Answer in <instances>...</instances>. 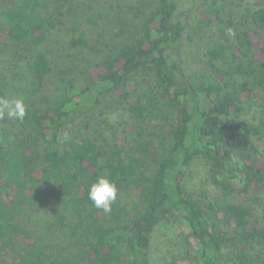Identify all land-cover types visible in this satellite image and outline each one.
Instances as JSON below:
<instances>
[{"label":"trees","instance_id":"trees-1","mask_svg":"<svg viewBox=\"0 0 264 264\" xmlns=\"http://www.w3.org/2000/svg\"><path fill=\"white\" fill-rule=\"evenodd\" d=\"M92 1L0 4V46L29 53L35 82L25 120L15 121L13 131L0 127V264H151L153 234L169 217L185 236L180 264H264V0H236L244 4L245 22L235 28L230 20L233 28L221 35L234 42L206 52L212 74L204 83L192 81L183 64L198 0H157L124 42L78 81L67 79L71 70L58 73L65 85L60 101L39 99V85L52 73L41 48L47 34L59 29L70 48H88L79 20L65 18ZM202 1L208 15L196 18V32L219 20L221 0ZM117 22L125 26L121 14ZM218 60L242 82L229 81L234 75L226 76ZM136 84L145 91L132 100L128 89ZM7 86L0 72V96ZM110 103L126 106L135 125L123 124L129 142L101 133L96 113L108 123ZM253 107L260 118L250 120ZM198 160L214 186L246 203H215L205 190L191 195L184 182ZM101 175L118 188L108 214L87 196ZM129 194L136 202L121 200ZM29 210L47 212V232L27 227Z\"/></svg>","mask_w":264,"mask_h":264},{"label":"rangeland","instance_id":"rangeland-1","mask_svg":"<svg viewBox=\"0 0 264 264\" xmlns=\"http://www.w3.org/2000/svg\"><path fill=\"white\" fill-rule=\"evenodd\" d=\"M20 1L0 0V4L15 8L20 4ZM253 1L247 0L246 3ZM156 3L157 0H93L89 8L83 11H75L69 17H66V23L73 18L79 20L89 39V47L72 49L68 46L69 36L64 31L57 29L49 32L41 48L46 52V56L51 63L52 73L39 85L38 98L46 97L51 101H60L63 98L65 85L58 73L62 70H71V74L67 79L78 81L82 73L93 68L116 46L121 45L125 37L133 32L144 21V18L155 9ZM217 8L220 10L219 20L214 22L211 17V24L196 32V18L201 13L208 15L204 1L198 0L184 37L186 45L183 59L184 69L191 80L198 84L206 82L212 74V67L209 66L205 57L206 52L218 42H225L227 39L231 43L234 42L233 36L225 38L221 35V30L233 28L228 25L230 20H232V26L235 28L240 27L245 22L242 17L244 4H240L236 0H221L218 2ZM120 14L125 21V26L117 22ZM88 18L92 19L94 23H86L85 21ZM207 18L208 20L210 19L208 16ZM118 29L125 31L124 37H119L115 34ZM1 47L0 72L7 77L8 86L0 97L22 98L23 102H25L29 90L35 85L27 70L29 53L12 48L2 49ZM215 65L221 71L226 72V76L234 75L227 77L229 81L242 82L243 78L232 73L229 64L223 65L218 60ZM128 91L130 98L134 100L137 96H143L145 85L141 84L138 86L136 84L135 87L132 86ZM125 107L124 104L110 103V107L105 109L108 121L106 124L102 123L103 117H101V113H96V122L99 123L101 133L108 140L129 142L131 131H125L123 124H126V127L128 125L133 128L135 125L126 115ZM259 115V109L253 107L249 112L248 118L250 120V116L260 118ZM144 126L146 127V124ZM0 127L7 131H13L16 129V122L5 118L0 120ZM96 128H98L97 125ZM91 129H95V126L92 125ZM89 132L92 133L90 130ZM186 174L184 186L191 195H198L200 191L205 190L209 198L215 203L244 204L247 201L245 197H241L236 193H224L214 186L209 178L206 164L201 160L195 161ZM121 200L133 203L136 202V197L129 194L121 197ZM47 218V212L29 210L23 220L30 230L47 232V226L50 224ZM57 235L58 233L55 236L64 239L61 234ZM184 247H186V243L182 227L175 217H169L153 234L151 240V264H180L184 256ZM262 251H264V248Z\"/></svg>","mask_w":264,"mask_h":264},{"label":"clouds","instance_id":"clouds-1","mask_svg":"<svg viewBox=\"0 0 264 264\" xmlns=\"http://www.w3.org/2000/svg\"><path fill=\"white\" fill-rule=\"evenodd\" d=\"M27 114L22 98L0 97V120L7 118L11 121L23 122ZM87 196L95 208L108 214L117 199L118 188L114 182L101 175L90 185Z\"/></svg>","mask_w":264,"mask_h":264}]
</instances>
